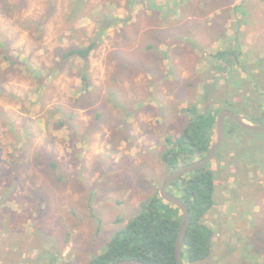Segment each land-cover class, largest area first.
Returning <instances> with one entry per match:
<instances>
[{"label": "rangeland", "instance_id": "374dc122", "mask_svg": "<svg viewBox=\"0 0 264 264\" xmlns=\"http://www.w3.org/2000/svg\"><path fill=\"white\" fill-rule=\"evenodd\" d=\"M226 1L54 0L51 8L50 0H0V41L20 62L9 68L0 55V264H87L104 251L158 193L169 173L165 140L181 134L186 107L264 125V0H252L261 9L239 22L232 8L250 0ZM235 29L242 33L229 35ZM95 39L88 59L43 76L58 51ZM223 47L243 52L247 73L214 57ZM208 168L214 204L204 222L231 241L227 253L213 247L193 264H264V133L226 119Z\"/></svg>", "mask_w": 264, "mask_h": 264}, {"label": "trees", "instance_id": "16d2710c", "mask_svg": "<svg viewBox=\"0 0 264 264\" xmlns=\"http://www.w3.org/2000/svg\"><path fill=\"white\" fill-rule=\"evenodd\" d=\"M53 3L54 0H50L51 8H53ZM108 26L106 25L105 28ZM41 27L42 25L38 24V29ZM96 47L97 40L95 39L84 46H72L69 49L58 51L60 61L43 76L54 77L64 68V63L73 58L88 59ZM223 49L224 47L218 50L214 57H217V60L222 64L235 65L247 73L244 60H242L243 52L241 50L230 52L229 48L228 50ZM0 55L1 60L10 63L9 68L20 65L18 59L12 56L8 45L1 41ZM226 55L230 57L224 60ZM258 62L259 64L264 63L261 59ZM21 64L25 67L23 71L27 74L37 73L27 63ZM3 77L4 74L0 72V82ZM80 78L85 89H88V75L81 71ZM234 80L235 78L231 80V85L239 89L241 84L238 82L234 84ZM210 88L214 89L213 91L216 90L214 86ZM226 99H222V101H226ZM220 110L222 108L199 110L197 106L193 105L183 109L187 115L186 125L178 137L166 138L165 148L161 154V160L169 172L205 156L211 144L215 119ZM261 119L264 120V110H262ZM62 125L63 123L60 122L59 126ZM234 125L238 127L235 123ZM208 164L205 168L179 178L168 187V192L181 200L190 214V225L183 243V263L187 260L193 264L211 257L214 233L211 226L204 221L212 211L214 204L215 176L214 172L208 168ZM47 165L55 172L58 169V165L52 160L47 159ZM13 181L14 178H11V182ZM180 225V211L165 203L157 193L149 201H143L140 204L137 215L109 237L106 240L104 251L91 258L87 264H112L121 260H139L148 264H176L175 242Z\"/></svg>", "mask_w": 264, "mask_h": 264}, {"label": "water", "instance_id": "95a60500", "mask_svg": "<svg viewBox=\"0 0 264 264\" xmlns=\"http://www.w3.org/2000/svg\"><path fill=\"white\" fill-rule=\"evenodd\" d=\"M226 119H230L239 128L245 131L254 132V133H264V125L251 123L245 118L236 115L232 111L222 109L216 116L211 144L205 156L201 159L190 162L188 164H184L178 167L177 169L172 170L164 177V179L160 184L158 190L159 197L165 203L176 207L181 213V225L175 242L176 264H184L182 260V250H183L184 238L187 234L190 225V214L185 204L181 200H179L176 196L168 192V187L179 178L187 174H190L196 170L205 168L207 164L213 159V157L222 148L224 144V123ZM112 264H148V263L139 260H121L118 262H114Z\"/></svg>", "mask_w": 264, "mask_h": 264}, {"label": "crops", "instance_id": "0c3cea01", "mask_svg": "<svg viewBox=\"0 0 264 264\" xmlns=\"http://www.w3.org/2000/svg\"><path fill=\"white\" fill-rule=\"evenodd\" d=\"M172 1H174L175 2V0H172ZM178 1V0H177ZM201 1V0H200ZM202 1H204L205 3H209V0H202ZM214 3H219L220 2V0H212ZM237 1H240V0H236V2ZM226 2H228V0L226 1ZM238 4H236V5H234V7L232 8V10H233V14L235 13V17H236V21L238 20V22L239 21H245L246 19H248V18H251V15H252V13L253 12H257V11H259L261 8H259V7H261L260 5H256V4H254L256 7H258L256 10L255 9H253L252 7H251V4H253L254 2L252 1V0H250L248 3H247V5L246 6H242V4H241V2H237ZM229 6H231V5H229ZM256 15V14H255ZM235 21V22H236ZM245 25H243L242 26V28H241V30H243V27H244ZM241 30H238V29H235L234 31H229V35H233V34H235V33H237V34H240V33H242L241 32ZM226 44L227 45H229L230 44V42L228 41V42H226ZM226 44H223V45H226ZM246 45V44H245ZM245 50H250L249 49V45L247 44L246 46H245ZM257 52H259V55H258V60H262V61H264V42H262V41H260V43H259V45H258V49H257ZM251 57H249V58H247V63H250L251 61H254V60H256V58H257V55L256 54H251L250 55ZM242 60H244L243 58H242ZM215 88H216V90L215 91H213L214 89H211L213 92H217L218 91V86H214ZM228 186H229V188H230V190H226V189H223L224 190V192L226 193L225 194V196H228L227 194L229 193V192H232L233 190H231L232 188H235L236 187V184L235 183H233V181L232 182H230V183H228ZM236 200H238L237 198H235ZM238 208L239 209H243L244 207H242V204L241 203H238ZM212 218H214L213 217V215H212ZM215 219H217V218H214L213 220L215 221ZM217 221V220H216ZM211 228H212V230H213V237H212V243H213V247H215V250L217 251V252H220V251H224V252H228V250H229V248H228V246H226V245H224V244H226V242H228V241H231V240H229L228 238V240L227 239H225L224 238V236H217V232H216V230L219 228V224L217 225L215 222L214 223H211ZM226 226H228V224H227V222H226V224L225 225H223V227H226ZM222 245L224 246V247H222ZM224 248H225V250H224Z\"/></svg>", "mask_w": 264, "mask_h": 264}]
</instances>
